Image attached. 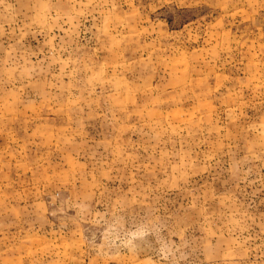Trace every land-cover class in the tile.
Segmentation results:
<instances>
[{"label": "rangeland", "instance_id": "obj_1", "mask_svg": "<svg viewBox=\"0 0 264 264\" xmlns=\"http://www.w3.org/2000/svg\"><path fill=\"white\" fill-rule=\"evenodd\" d=\"M0 264H264V0H0Z\"/></svg>", "mask_w": 264, "mask_h": 264}]
</instances>
